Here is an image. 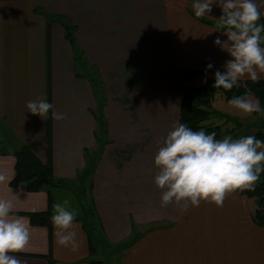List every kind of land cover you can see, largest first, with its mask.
Returning <instances> with one entry per match:
<instances>
[{"label": "crops", "instance_id": "obj_1", "mask_svg": "<svg viewBox=\"0 0 264 264\" xmlns=\"http://www.w3.org/2000/svg\"><path fill=\"white\" fill-rule=\"evenodd\" d=\"M256 2L264 13V0ZM192 3L0 0V175L7 178L0 182V197L18 194L14 215L29 221L30 213H52L55 189L30 192L10 185L15 159L6 139L13 146L24 145L42 163L50 161L53 177L67 182L60 189L71 192L81 185L78 175L87 164L86 154L94 157L99 149L91 86L75 76L73 51L62 27L48 23L36 9L64 16L76 28L77 46L98 72L106 98L109 142L97 156L91 189L86 184L79 191H89L100 248L89 255L78 217L72 229L79 242L76 250L57 243L53 226L49 230L29 221V245L10 253L22 264H264V227L253 222V198L233 192L223 207L207 201L198 207L175 201L162 207L165 189L154 182L155 154L179 123L186 86L181 73L224 71L225 61L232 59L214 44L217 37L227 40L223 29L198 19L218 24L221 8L214 3L208 16L197 17ZM258 80H264V73ZM37 97L54 106L46 118L25 107ZM215 97L222 105V95ZM52 111L64 118L53 119Z\"/></svg>", "mask_w": 264, "mask_h": 264}, {"label": "clouds", "instance_id": "obj_2", "mask_svg": "<svg viewBox=\"0 0 264 264\" xmlns=\"http://www.w3.org/2000/svg\"><path fill=\"white\" fill-rule=\"evenodd\" d=\"M221 8L217 28L227 36L214 44L226 51L232 59L225 61L224 71L214 73L213 87L231 90L237 82L247 76L252 81L264 73V24H258L264 13L256 0H193L192 9L197 17L208 16L212 5ZM171 7V5H169ZM208 64L206 70H210ZM228 104L245 114L261 112L259 101L247 94L235 96ZM28 112L46 118L54 108L45 98L37 97L26 102ZM52 118L63 119V115L52 111ZM158 172L154 177L156 186L165 189L161 206L175 201L182 207L187 202L198 207L201 201L223 207L226 196L237 190L251 189L264 172V140L253 135L233 139L225 136L217 139L216 133L194 131L184 123H175L164 143L154 157ZM0 175V182L6 180ZM0 197V264H22L16 255L23 252L30 242V227L26 217L14 215V199ZM181 202H185L181 204ZM76 212L69 210V201L52 205L50 222L59 245L76 250L79 246L77 233L72 230Z\"/></svg>", "mask_w": 264, "mask_h": 264}, {"label": "trees", "instance_id": "obj_3", "mask_svg": "<svg viewBox=\"0 0 264 264\" xmlns=\"http://www.w3.org/2000/svg\"><path fill=\"white\" fill-rule=\"evenodd\" d=\"M36 13H39L45 18L48 23H56L62 27L64 31L65 39L68 41L75 61V76L78 78L86 79L92 89L95 101L96 112L94 113L95 121L97 124V131L95 132V140L99 144V149L96 151L94 157L86 154L87 164L85 169L79 173L78 178L82 186H88L90 190L92 187L91 175L97 156L100 155L101 150L108 144L107 140V122L103 115L105 105V92L103 83L99 77L95 68L88 66L86 59L82 52L79 50L76 40L75 32L76 28L70 23L68 18L52 13L44 12L36 9ZM201 22L211 25L217 28V24L198 18ZM258 24H264V17L261 16ZM264 34V33H263ZM264 46V45H262ZM223 72V70H220ZM214 72L207 71H189L182 72L186 86L180 102L179 108V123H184L194 131L204 130L207 134L212 132L216 133L217 139H223L225 136H232L233 139H239L244 136H249L243 132L245 128L243 124L235 117L222 114L215 111L212 108L214 98L217 94H221L224 101H228L235 96H242L247 94L252 95L257 101H259L261 112H253L252 116H259L264 114V80H239L237 85L231 90H225L223 88H214L215 83ZM196 80H200V85L193 86L192 83ZM212 118L223 120L220 125L209 122ZM50 121L47 122V124ZM2 128V126L0 125ZM257 131L252 134L257 139L264 140V119L257 125ZM5 136V134H3ZM7 147L13 149L14 163V178L10 182L11 186L25 187L30 192H38L43 189H59L67 188V182L64 180L56 179L53 177L52 166L50 161L42 163L28 148L24 145L13 146L9 140L4 142ZM264 166V164H262ZM236 193L244 195L248 198H253L256 203V209L253 214V222L258 227H264V172L260 173L259 180L255 183L251 189L237 190ZM84 217L81 220L83 223V230L87 238V248L89 255H96L100 243L98 234L95 232L93 221H95V210L91 205H85ZM52 213L50 211L42 213H30L28 214L29 221L33 226H45L49 230L53 226L50 222ZM133 243V240L122 245L123 248H127ZM49 264H53L52 260H48ZM90 264H103L101 261L90 262Z\"/></svg>", "mask_w": 264, "mask_h": 264}, {"label": "rangeland", "instance_id": "obj_4", "mask_svg": "<svg viewBox=\"0 0 264 264\" xmlns=\"http://www.w3.org/2000/svg\"><path fill=\"white\" fill-rule=\"evenodd\" d=\"M262 35L264 34L262 33ZM192 85L194 87L200 85V80L194 81ZM217 100H218V97H215L213 101L214 103L212 104V108L217 112L237 118L245 127L243 129V132L247 134H250V135L254 134L258 129L257 125L259 124L261 120L264 119V114L262 113L259 116H252V114L246 116V114L243 113L242 111L235 109L232 106H230L228 103H226L223 100V98L221 100L222 105ZM224 102L226 104H224ZM225 105L226 107L224 108ZM209 122L220 125L223 122V120L212 118ZM71 189L73 192L67 189H60V188L55 189L53 193L54 194L53 204L56 202H63L64 200H68L69 210H74L76 212L77 214L76 218L78 217L80 219H83L82 208H85V205H89L91 202L89 198V191L86 190V187H85V190H82V193H80L79 191L81 189V185L80 187L78 186L71 187Z\"/></svg>", "mask_w": 264, "mask_h": 264}]
</instances>
